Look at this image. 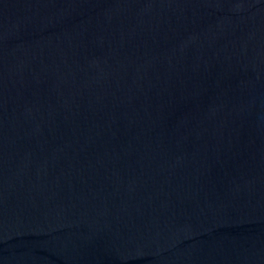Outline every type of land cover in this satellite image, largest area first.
<instances>
[{
    "label": "water",
    "instance_id": "water-1",
    "mask_svg": "<svg viewBox=\"0 0 264 264\" xmlns=\"http://www.w3.org/2000/svg\"><path fill=\"white\" fill-rule=\"evenodd\" d=\"M0 264H264V0H0Z\"/></svg>",
    "mask_w": 264,
    "mask_h": 264
}]
</instances>
